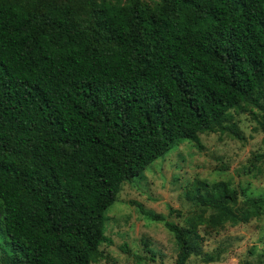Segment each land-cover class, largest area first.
<instances>
[{
	"label": "trees",
	"instance_id": "obj_1",
	"mask_svg": "<svg viewBox=\"0 0 264 264\" xmlns=\"http://www.w3.org/2000/svg\"><path fill=\"white\" fill-rule=\"evenodd\" d=\"M263 93L264 0H0V264L104 260L123 184L175 143L238 136L227 112L264 114ZM187 197L186 227L137 205L173 235L175 264L199 227L264 215V196L223 181Z\"/></svg>",
	"mask_w": 264,
	"mask_h": 264
},
{
	"label": "rangeland",
	"instance_id": "obj_2",
	"mask_svg": "<svg viewBox=\"0 0 264 264\" xmlns=\"http://www.w3.org/2000/svg\"><path fill=\"white\" fill-rule=\"evenodd\" d=\"M124 1V0H123ZM154 3L156 0H145ZM264 107V93L261 99ZM224 126L198 136L196 142L175 143L170 152L156 160L138 178L123 184L115 203L106 212L103 244L105 259L96 264H175L177 248L163 222H154L137 207L161 215L165 221L186 227L185 219L196 213L187 192L195 182H227L238 193L264 196V114L258 109H230ZM239 198L238 213L243 206ZM178 211L180 216L170 214ZM230 214L229 212H226ZM216 216L208 209L206 217ZM198 250L188 264H264V215L238 225L219 229H197Z\"/></svg>",
	"mask_w": 264,
	"mask_h": 264
}]
</instances>
